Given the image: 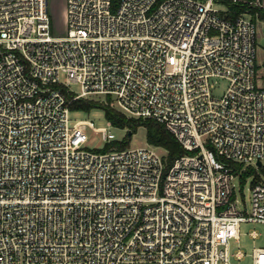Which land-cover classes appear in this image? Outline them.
Here are the masks:
<instances>
[{"label":"built area","instance_id":"1","mask_svg":"<svg viewBox=\"0 0 264 264\" xmlns=\"http://www.w3.org/2000/svg\"><path fill=\"white\" fill-rule=\"evenodd\" d=\"M225 10L223 0H66L55 34L48 0H0V264L245 256L230 241L243 220L264 224V86L257 22ZM101 93L163 122L189 151L168 165L158 145L89 148L88 126L108 143L113 123L72 122L70 103ZM248 167L250 211L234 183ZM252 264H264V243Z\"/></svg>","mask_w":264,"mask_h":264},{"label":"rangeland","instance_id":"2","mask_svg":"<svg viewBox=\"0 0 264 264\" xmlns=\"http://www.w3.org/2000/svg\"><path fill=\"white\" fill-rule=\"evenodd\" d=\"M261 4H254L258 8L264 10V0H260ZM263 4V5H262ZM48 6L50 15L52 17L53 32L55 34H62L66 30V0H48ZM248 16L252 17L257 22V83L259 86H264V18L260 16L259 12L248 13ZM226 85V81H221L220 89L223 90ZM76 88V84H73ZM94 101L103 103H110V100L106 94H93L91 97ZM111 104V103H110ZM112 105V104H111ZM70 116L72 122L77 119H90L93 121L96 127L109 126L108 117L105 114V110L101 106H94L90 109H71ZM111 130L115 134V140L129 139V145L132 147L150 145L147 139V131L144 125L138 126L137 130L128 135V127H122L117 125H110ZM88 141L86 145L89 148L100 150L105 146V140L102 137V133L99 130H95L93 127L87 128ZM162 151L165 149H161ZM255 165V163H254ZM251 170L250 172H252ZM261 176L264 178L263 167L258 168ZM249 172V173H250ZM245 179L242 181L239 177L234 179L236 197L239 206L242 209L250 211L251 197H252V184L255 178V173L244 175ZM257 229L260 232L258 237H253L250 231ZM264 243V224L255 220H243L241 222L240 234L236 238H232L230 241V250L234 254L239 248L245 253V256L241 259L232 256L233 264H252V251L255 245H262Z\"/></svg>","mask_w":264,"mask_h":264},{"label":"trees","instance_id":"3","mask_svg":"<svg viewBox=\"0 0 264 264\" xmlns=\"http://www.w3.org/2000/svg\"><path fill=\"white\" fill-rule=\"evenodd\" d=\"M226 5V15L229 17H236L240 13L244 11H249L253 13L255 16V12H259L260 16L264 18V10L262 8H258L257 6L250 4V0H223ZM120 0H113V6L116 7ZM258 67V64H257ZM68 97L72 96V92L67 91ZM71 109H90L94 106H101L105 110V114L114 125L128 127V135H132L140 125H144L147 131V139L150 144L158 145L163 147L166 150V162L167 164H171L173 160L183 154L188 152L182 143L176 138L173 132L167 128V126L156 119L153 118H142V117H133L128 116L121 110L117 109L115 106L110 103H103L99 101H94L90 97H79L75 98L70 103ZM131 131V134L129 132ZM129 139L126 140H112L106 143L104 149H108L113 146L124 147L129 145ZM219 158H223L219 156ZM229 165L234 169H240L243 164L240 162H236L233 160H227ZM251 167H248L243 170L241 175L242 181L245 179L244 175L250 174ZM250 172V173H249Z\"/></svg>","mask_w":264,"mask_h":264},{"label":"water","instance_id":"4","mask_svg":"<svg viewBox=\"0 0 264 264\" xmlns=\"http://www.w3.org/2000/svg\"><path fill=\"white\" fill-rule=\"evenodd\" d=\"M129 134H131V131L129 132ZM259 164H261V161H258Z\"/></svg>","mask_w":264,"mask_h":264}]
</instances>
